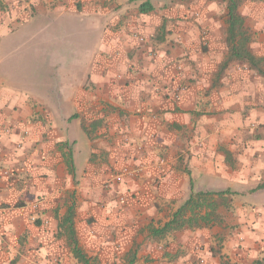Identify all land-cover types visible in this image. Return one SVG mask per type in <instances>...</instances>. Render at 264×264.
I'll return each instance as SVG.
<instances>
[{
  "label": "crops",
  "instance_id": "crops-1",
  "mask_svg": "<svg viewBox=\"0 0 264 264\" xmlns=\"http://www.w3.org/2000/svg\"><path fill=\"white\" fill-rule=\"evenodd\" d=\"M145 1L0 0V264H264V77L218 73L227 0ZM238 12L264 67V0ZM226 189L219 221L149 237Z\"/></svg>",
  "mask_w": 264,
  "mask_h": 264
},
{
  "label": "trees",
  "instance_id": "trees-1",
  "mask_svg": "<svg viewBox=\"0 0 264 264\" xmlns=\"http://www.w3.org/2000/svg\"><path fill=\"white\" fill-rule=\"evenodd\" d=\"M185 1V0H182ZM243 0H227L226 3V29L225 43L226 52L219 64L218 73L220 74L233 62H244L249 68L256 70L264 77V67L260 58L254 56L248 49L250 36L244 28V18L239 14L238 7ZM141 12L153 10L149 0L142 2L139 6ZM228 189L224 191H198L193 192L179 205L171 214L170 218L158 225H149L147 228L149 237L162 240L165 236L177 230L195 229L211 222L219 221L217 208L220 204H227V197L224 194H231ZM74 210L70 207L59 223V233H63L69 240L71 249L75 257L87 263L88 260L81 250L77 247V240L73 227ZM215 254H219L216 252ZM220 264H231L228 260L219 255ZM129 264L133 260L128 259Z\"/></svg>",
  "mask_w": 264,
  "mask_h": 264
},
{
  "label": "rangeland",
  "instance_id": "rangeland-1",
  "mask_svg": "<svg viewBox=\"0 0 264 264\" xmlns=\"http://www.w3.org/2000/svg\"><path fill=\"white\" fill-rule=\"evenodd\" d=\"M219 6H220V5H219ZM161 241H165V239H162ZM183 251H184V250H183L182 248H178V250L175 251V253L172 254V256L167 257V259H164L165 261L162 260V261H160V263L158 262V263H155V264H177V263L179 264L180 262H182V263H186L185 260H182V261L179 262V259H180V258L185 257ZM159 255H162V254H159ZM162 257H165V255L162 256ZM188 259H189V258H188ZM151 262H152V261H151Z\"/></svg>",
  "mask_w": 264,
  "mask_h": 264
},
{
  "label": "built area",
  "instance_id": "built-area-1",
  "mask_svg": "<svg viewBox=\"0 0 264 264\" xmlns=\"http://www.w3.org/2000/svg\"><path fill=\"white\" fill-rule=\"evenodd\" d=\"M133 36L140 42H144L145 41V37L142 36V35H139V34L135 33ZM130 173H131V171H129L128 168H124V169H122V171L120 173L114 175V181L118 182V181H120L123 178V176H126V175H128ZM120 199H122V197ZM199 262L201 264H205V261L203 259H200Z\"/></svg>",
  "mask_w": 264,
  "mask_h": 264
}]
</instances>
